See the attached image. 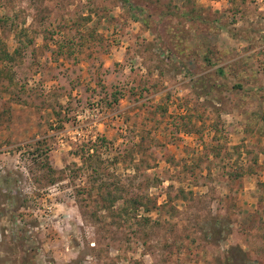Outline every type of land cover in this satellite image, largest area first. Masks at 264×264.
<instances>
[{"label":"rangeland","instance_id":"obj_1","mask_svg":"<svg viewBox=\"0 0 264 264\" xmlns=\"http://www.w3.org/2000/svg\"><path fill=\"white\" fill-rule=\"evenodd\" d=\"M3 49L0 264H264V0H0Z\"/></svg>","mask_w":264,"mask_h":264},{"label":"trees","instance_id":"obj_2","mask_svg":"<svg viewBox=\"0 0 264 264\" xmlns=\"http://www.w3.org/2000/svg\"><path fill=\"white\" fill-rule=\"evenodd\" d=\"M189 14V13H188ZM187 14V16H189ZM3 56V57H2ZM11 56H10V54H8V52L7 51H4V49L3 50H0V61H2V60H5L4 58H10ZM262 121H264V116H263V119H262ZM96 153H97V150L95 149V146H88L87 148H86V150H85V152H84V154L83 155H81L80 157L82 158V160H83V163L84 164H86L87 162H89L90 160H92L93 158H94V156L96 155ZM47 154V153H46ZM33 155L34 156H37V157H41L42 155H44V153L42 152V150H40V148L39 149H37V150H35V152L33 153ZM48 155V154H47ZM36 158V157H35ZM35 161H37L38 162V159L37 160H35ZM38 165H42V166H46V167H48V168H51L50 167V165H49V162H45V163H42V162H38ZM55 182V180H52V183H54ZM104 183V182H103ZM102 183V184H103ZM184 193L185 192H183L182 191V195H183V197H185L184 196ZM102 195V194H101ZM120 194H111V193H108V196L105 198V199H108L107 201L108 202H110L111 204H115L116 202H118L120 199H123L121 196H119ZM102 197H104L103 195H102ZM124 203H126V200L124 201ZM136 205V204H135ZM140 206L138 205V206H136L135 207V209H138ZM123 210L124 211H126V213H128L127 212V207H123ZM23 240H24V237H23V239H22V242H23Z\"/></svg>","mask_w":264,"mask_h":264}]
</instances>
